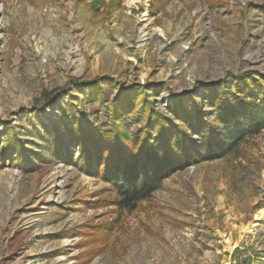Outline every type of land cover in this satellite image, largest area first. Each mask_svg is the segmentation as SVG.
I'll return each mask as SVG.
<instances>
[{
	"label": "rangeland",
	"instance_id": "1",
	"mask_svg": "<svg viewBox=\"0 0 264 264\" xmlns=\"http://www.w3.org/2000/svg\"><path fill=\"white\" fill-rule=\"evenodd\" d=\"M250 78L264 0H0V264H264V220L241 233L264 210V129L132 209L74 142L78 123L134 137L149 104L180 125L173 97L210 113L207 87Z\"/></svg>",
	"mask_w": 264,
	"mask_h": 264
},
{
	"label": "trees",
	"instance_id": "2",
	"mask_svg": "<svg viewBox=\"0 0 264 264\" xmlns=\"http://www.w3.org/2000/svg\"><path fill=\"white\" fill-rule=\"evenodd\" d=\"M201 97L210 113L200 107L201 99L196 101L193 94L187 96L193 111L185 107L183 96L168 101L180 125L168 124L149 104V121L132 138L122 137L116 123L110 132L99 134L76 124L75 145L86 161L90 158L103 167L102 176L116 189L122 207L132 209L155 193L176 170L223 156L264 129V81L245 79L231 89L224 85L209 86ZM127 104V109L115 105L113 120L121 121L130 112L131 101ZM208 116L223 127L221 132L213 131ZM186 129L199 134V145L188 137ZM57 136L69 142L63 139L64 134Z\"/></svg>",
	"mask_w": 264,
	"mask_h": 264
},
{
	"label": "bare ground",
	"instance_id": "3",
	"mask_svg": "<svg viewBox=\"0 0 264 264\" xmlns=\"http://www.w3.org/2000/svg\"><path fill=\"white\" fill-rule=\"evenodd\" d=\"M129 2L130 3H138V2H140V0H129ZM252 218H253V222L250 224V226L242 228L241 233H243L245 235H250L252 233L251 229H254L256 227L257 222H261L262 220H264V210L257 212L256 214L253 215ZM244 238L245 237L242 235L241 240L238 244H241L243 242ZM227 245H228V247H231V249L233 248L231 246L230 241L227 242Z\"/></svg>",
	"mask_w": 264,
	"mask_h": 264
}]
</instances>
